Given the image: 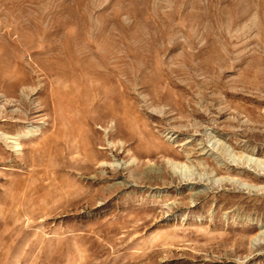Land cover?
I'll list each match as a JSON object with an SVG mask.
<instances>
[{
	"label": "rangeland",
	"instance_id": "374dc122",
	"mask_svg": "<svg viewBox=\"0 0 264 264\" xmlns=\"http://www.w3.org/2000/svg\"><path fill=\"white\" fill-rule=\"evenodd\" d=\"M0 264H264V0H0Z\"/></svg>",
	"mask_w": 264,
	"mask_h": 264
},
{
	"label": "bare ground",
	"instance_id": "6f19581e",
	"mask_svg": "<svg viewBox=\"0 0 264 264\" xmlns=\"http://www.w3.org/2000/svg\"><path fill=\"white\" fill-rule=\"evenodd\" d=\"M15 147L17 148V150H19V144H15Z\"/></svg>",
	"mask_w": 264,
	"mask_h": 264
}]
</instances>
